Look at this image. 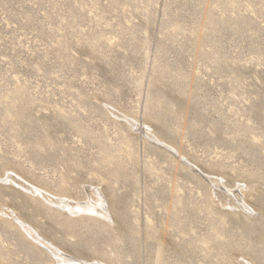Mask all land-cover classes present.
Segmentation results:
<instances>
[{"label": "rangeland", "instance_id": "rangeland-1", "mask_svg": "<svg viewBox=\"0 0 264 264\" xmlns=\"http://www.w3.org/2000/svg\"><path fill=\"white\" fill-rule=\"evenodd\" d=\"M0 264H264V0H0Z\"/></svg>", "mask_w": 264, "mask_h": 264}, {"label": "bare ground", "instance_id": "bare-ground-1", "mask_svg": "<svg viewBox=\"0 0 264 264\" xmlns=\"http://www.w3.org/2000/svg\"><path fill=\"white\" fill-rule=\"evenodd\" d=\"M52 200V199H51ZM50 200V201H51ZM54 202V201H53ZM55 203V202H54ZM58 202H56L55 204H57ZM82 209V208H81ZM96 210V209H95ZM97 212V211H96ZM27 228V227H26ZM28 231V230H27ZM28 234H30L31 235V233H30V231H28ZM37 234V236H39V237H42L39 233H36ZM37 238V237H36ZM43 238V237H42ZM40 243V242H39ZM45 244V243H44ZM46 246V245H45ZM49 249V248H48ZM52 249V248H51ZM53 252V251H52ZM56 252V251H55ZM56 254V253H55ZM56 255H59V254H56ZM59 257H60V255H59ZM63 257V256H62ZM61 257V258H62ZM64 259V258H63Z\"/></svg>", "mask_w": 264, "mask_h": 264}]
</instances>
